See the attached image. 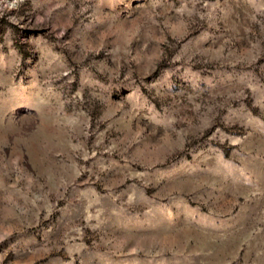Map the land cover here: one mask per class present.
<instances>
[{
  "label": "rangeland",
  "instance_id": "obj_1",
  "mask_svg": "<svg viewBox=\"0 0 264 264\" xmlns=\"http://www.w3.org/2000/svg\"><path fill=\"white\" fill-rule=\"evenodd\" d=\"M0 264H264V0H0Z\"/></svg>",
  "mask_w": 264,
  "mask_h": 264
}]
</instances>
